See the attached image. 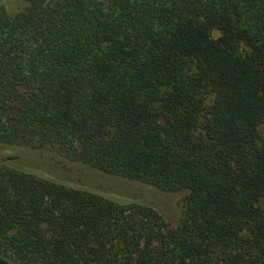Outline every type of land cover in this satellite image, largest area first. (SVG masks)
<instances>
[{
	"label": "trees",
	"instance_id": "trees-1",
	"mask_svg": "<svg viewBox=\"0 0 264 264\" xmlns=\"http://www.w3.org/2000/svg\"><path fill=\"white\" fill-rule=\"evenodd\" d=\"M0 144L184 202L0 163V264H264V0H0Z\"/></svg>",
	"mask_w": 264,
	"mask_h": 264
},
{
	"label": "rangeland",
	"instance_id": "rangeland-1",
	"mask_svg": "<svg viewBox=\"0 0 264 264\" xmlns=\"http://www.w3.org/2000/svg\"><path fill=\"white\" fill-rule=\"evenodd\" d=\"M217 35V33H214ZM0 163L36 174L42 178L103 195L129 205H146L157 210L174 227L184 210L183 193H167L137 181L102 173L89 166L63 158L55 149H31L0 144Z\"/></svg>",
	"mask_w": 264,
	"mask_h": 264
}]
</instances>
